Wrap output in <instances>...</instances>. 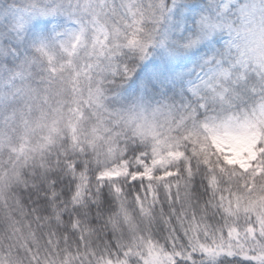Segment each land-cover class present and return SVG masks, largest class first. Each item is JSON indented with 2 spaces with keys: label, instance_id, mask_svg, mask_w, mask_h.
<instances>
[{
  "label": "snow or ice",
  "instance_id": "6c2138e0",
  "mask_svg": "<svg viewBox=\"0 0 264 264\" xmlns=\"http://www.w3.org/2000/svg\"><path fill=\"white\" fill-rule=\"evenodd\" d=\"M0 264H264V0H0Z\"/></svg>",
  "mask_w": 264,
  "mask_h": 264
},
{
  "label": "rangeland",
  "instance_id": "374dc122",
  "mask_svg": "<svg viewBox=\"0 0 264 264\" xmlns=\"http://www.w3.org/2000/svg\"><path fill=\"white\" fill-rule=\"evenodd\" d=\"M244 150H247V145H241V147L237 150V155H239L240 152Z\"/></svg>",
  "mask_w": 264,
  "mask_h": 264
},
{
  "label": "trees",
  "instance_id": "16d2710c",
  "mask_svg": "<svg viewBox=\"0 0 264 264\" xmlns=\"http://www.w3.org/2000/svg\"><path fill=\"white\" fill-rule=\"evenodd\" d=\"M20 254H21V256H23V251H21V253H20Z\"/></svg>",
  "mask_w": 264,
  "mask_h": 264
}]
</instances>
